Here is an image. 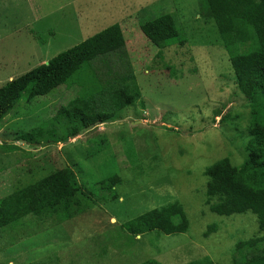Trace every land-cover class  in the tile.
Masks as SVG:
<instances>
[{
  "label": "rangeland",
  "instance_id": "1",
  "mask_svg": "<svg viewBox=\"0 0 264 264\" xmlns=\"http://www.w3.org/2000/svg\"><path fill=\"white\" fill-rule=\"evenodd\" d=\"M73 1L0 0V87L120 24L142 98L118 111L113 122L65 141L68 130L54 116L76 94L93 87L83 73L66 87L24 102L6 118L0 127V199L52 170L72 168L92 207L58 227L27 218L25 227L18 222L9 236L0 231V264L37 263L48 255L58 264L152 259L234 264L236 244L260 235L258 217L250 211L230 216L211 212L205 204V171L227 156L235 164L243 162L247 135L240 129L249 125L250 107L215 22L204 15V0H77L71 5ZM166 13L175 16L186 42L159 55L141 25ZM227 114L234 123L221 121ZM34 127L55 129L44 135L52 144L34 147L15 140L17 132ZM112 174L122 178L113 188L116 199L98 185ZM175 201L188 216L184 233L137 236L123 226Z\"/></svg>",
  "mask_w": 264,
  "mask_h": 264
},
{
  "label": "trees",
  "instance_id": "2",
  "mask_svg": "<svg viewBox=\"0 0 264 264\" xmlns=\"http://www.w3.org/2000/svg\"><path fill=\"white\" fill-rule=\"evenodd\" d=\"M204 6V15L207 21L215 22L235 82L250 107L248 127L241 130L236 125L247 135L243 145L246 157L241 164H235L227 156L206 169L205 204L211 212L222 216L250 211L258 217L260 235L236 244L233 263L264 264V0H204ZM141 29L159 49V55L171 46H184L186 42L173 14L147 21ZM83 73L94 82L93 87L76 94L54 116V122H62L68 130L65 141L108 120L113 122L118 111L142 98L122 26L115 24L0 87V127L12 112L18 113L24 102L66 87ZM231 117L227 114L221 121H229ZM54 133L53 128L34 127L17 132L15 140L39 147L42 143L52 144L44 135ZM121 183L122 178L112 174L98 185L103 193L116 199L118 194L113 188ZM72 199L74 204H69ZM89 203L90 196L72 168L52 170L0 199V231H13V234L14 225L21 221L25 227L27 218L40 220L49 228L58 227L88 210ZM123 226L137 236L153 231L170 235L186 232L189 220L184 207L175 201L141 214ZM215 228L212 226L210 230ZM204 263L213 264L208 259L187 264ZM23 264H58V260H51L48 255L37 263ZM141 264L162 263L152 259Z\"/></svg>",
  "mask_w": 264,
  "mask_h": 264
},
{
  "label": "crops",
  "instance_id": "3",
  "mask_svg": "<svg viewBox=\"0 0 264 264\" xmlns=\"http://www.w3.org/2000/svg\"><path fill=\"white\" fill-rule=\"evenodd\" d=\"M76 1H77V0H74V1H73V4H71V5H76ZM45 6H46V5H45ZM63 6H64L63 4H62V5H61V4H58V5H57V7H58L59 9L63 8ZM42 7H44V6H42ZM44 14H45V13H44ZM52 28H53V27H52ZM52 31H53V33H54V30H53V29H52Z\"/></svg>",
  "mask_w": 264,
  "mask_h": 264
},
{
  "label": "water",
  "instance_id": "4",
  "mask_svg": "<svg viewBox=\"0 0 264 264\" xmlns=\"http://www.w3.org/2000/svg\"><path fill=\"white\" fill-rule=\"evenodd\" d=\"M98 128H99V126L95 127V129H94V130H97Z\"/></svg>",
  "mask_w": 264,
  "mask_h": 264
},
{
  "label": "clouds",
  "instance_id": "5",
  "mask_svg": "<svg viewBox=\"0 0 264 264\" xmlns=\"http://www.w3.org/2000/svg\"><path fill=\"white\" fill-rule=\"evenodd\" d=\"M97 126H98V125H97ZM97 126H96V127H97Z\"/></svg>",
  "mask_w": 264,
  "mask_h": 264
}]
</instances>
